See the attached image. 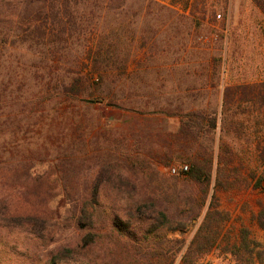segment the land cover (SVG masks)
<instances>
[{
    "label": "rangeland",
    "instance_id": "374dc122",
    "mask_svg": "<svg viewBox=\"0 0 264 264\" xmlns=\"http://www.w3.org/2000/svg\"><path fill=\"white\" fill-rule=\"evenodd\" d=\"M154 1L164 2L168 10L142 0H125L113 17L90 22H99L98 31L84 26L87 21L76 32L60 35L55 50L19 45L0 24V99L7 97L13 103V111L10 106L0 107V165L21 153V161L27 158L34 165L32 174L50 173L58 149L69 144L65 136L79 134L73 131V109L55 95L80 69L83 79L90 81L91 65L80 66L87 41L95 34L102 40L110 36L116 43V65L112 67L116 95L142 101L136 105L144 107H136V124H121V111L100 103L82 105L79 112L89 128L85 139L90 141L83 150L89 156L81 169L85 188L93 190L100 164L110 157L117 155L123 161L129 153L154 156L158 161L154 172L140 173L117 165L109 173L110 179L104 178L100 194L107 205L122 211L129 207V195H159L157 191L166 188L163 177L173 174L171 166L181 172L183 167H191L185 161L188 156L203 159L212 153V180L206 195L192 182L172 187L186 201H205L206 205L197 220L169 233L168 238L183 242L181 259L215 198V205L229 220L218 248L204 255L200 264H236L225 249L228 242L236 243L242 229L264 245V230L255 221L264 204V12L254 0ZM6 42H14V46L10 48ZM88 83L92 86L93 82ZM40 85L52 89L48 96L39 94ZM203 109L215 112L217 128L192 145L191 138L179 134L178 126L182 115ZM153 113L156 119L151 117ZM149 115L153 122L148 125L142 120ZM97 123L102 129H92ZM122 136L128 141H116ZM177 136L182 141L178 145ZM172 156L176 158L170 162ZM257 179L262 182L256 189ZM40 181V189L46 190L49 183L56 184V176ZM178 204L179 199L160 203L172 206L174 215ZM65 208V200L57 203L56 215L40 237L23 224L4 222L6 216L28 209L19 203L16 193L0 186V264H48L76 243L78 232L65 223ZM198 212L195 208L192 215Z\"/></svg>",
    "mask_w": 264,
    "mask_h": 264
},
{
    "label": "trees",
    "instance_id": "16d2710c",
    "mask_svg": "<svg viewBox=\"0 0 264 264\" xmlns=\"http://www.w3.org/2000/svg\"><path fill=\"white\" fill-rule=\"evenodd\" d=\"M142 1L154 4L160 10L169 8L161 1ZM254 2L264 12V0H254ZM124 3L125 0H0V14L4 11L0 17V24L5 25L6 35L18 39L19 45L55 50L56 43L60 41L58 39L60 35L76 32L77 27L88 23L87 21H89L88 25L84 26L98 31L99 22L96 25L90 22L104 17H113L122 10ZM144 8L146 5L143 6ZM79 21L80 24H78ZM100 37L102 36L95 34L87 41L84 48L86 53L83 55L85 57L83 61H80V66L86 63L91 65L90 81L83 79L79 73L81 69L75 73L71 72L74 78H71L68 84L64 82L61 91L55 95L57 100L61 99L73 109V131H78L79 134L76 136L75 132L74 136L73 134L65 136L69 144L63 143L58 149L54 156L55 162L50 167V173L46 176L32 174L34 165L27 161V158L21 161V153L13 155L0 165V186L7 189L9 193H16L19 203L28 209L26 213L6 216L4 222L14 223L19 227L23 224L32 233L41 237L56 215L57 203L65 200L63 219L78 232V241L65 247L56 255L60 262L63 261L65 264H177L180 261V264H200L204 255L218 248L219 239L229 220V215L215 205L214 198L213 204L208 208L190 243L188 252L180 259L178 255L183 242L168 238V234L185 229L187 224L197 220L206 203L194 199L188 202L186 201L188 198L185 199L184 196L176 193V189L172 187L176 188L180 183L192 182L206 195L212 180V153L204 156L203 159L188 156V159H185L191 164L188 171L179 172L171 166V169H175L176 172L168 177L163 175L166 188L157 191L159 195L148 197L129 195L131 200L129 207L122 211L114 210L107 205L104 196L100 194L99 188L104 183V178L109 180V173L117 165L140 173L148 170L154 172L158 162L155 161L154 156L147 159L138 157L137 153H129L125 156V160L121 161L117 155H112L110 160L100 164L99 171L95 174L93 190L89 191L85 188L86 178L81 169L89 156L86 154L87 151L83 152V150L90 146V141L85 139L89 128L79 112L82 105L87 107L100 103L107 108L121 111L124 113L121 124L131 122L136 124L135 116L139 112L136 107H144L136 105L142 101H132L128 97L119 99L116 95L117 82L112 77V67L116 65L113 57H117L115 39L107 36L102 40ZM68 41H70L69 38L64 39L63 43ZM5 44L10 48L14 46V42ZM91 80L92 86L88 83ZM40 86L42 88L40 95L48 96L52 91L49 85L48 87ZM91 87L94 91H90ZM86 95L89 97L85 98ZM51 102L52 100L49 103ZM12 104L8 102L7 97L0 99V107L3 109L10 106L13 111ZM154 115L155 113L151 114V117L156 119ZM151 117L149 115V118L142 122L152 124ZM217 123L215 112H210L208 109L190 111L181 117L178 126L179 134L191 138L192 145L194 142L198 144V139L216 130ZM95 127L98 130L102 129L99 123L92 129ZM176 138L177 145L181 144L179 136ZM119 140L128 141L125 136L118 137L116 141L119 142ZM73 143L79 149L70 145ZM98 154L101 152L98 151ZM174 158L176 157L172 156L169 161L173 162ZM169 164L166 163V165ZM51 175L56 176V184L49 183L48 189H40L43 185L40 180L44 177L49 178ZM217 182L222 185L220 179ZM261 182V179H257L254 187L259 188ZM165 199L180 200V206L179 204L175 206L177 215L172 212V206L160 205L161 200ZM195 208L200 212L193 216ZM255 221L264 230V204L255 216ZM226 246L225 251L233 257L236 264H264V245L252 239L250 231L246 228L240 231L236 243L228 242ZM56 258L48 264H58Z\"/></svg>",
    "mask_w": 264,
    "mask_h": 264
},
{
    "label": "built area",
    "instance_id": "2783aa9c",
    "mask_svg": "<svg viewBox=\"0 0 264 264\" xmlns=\"http://www.w3.org/2000/svg\"><path fill=\"white\" fill-rule=\"evenodd\" d=\"M188 169H189V168H188L187 166H185V167H183V168H182V170H183V171H188ZM172 172H173V173H175V172H176V170H175V169H173V171H172Z\"/></svg>",
    "mask_w": 264,
    "mask_h": 264
}]
</instances>
